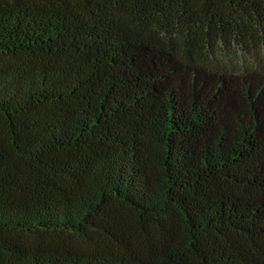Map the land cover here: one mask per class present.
Wrapping results in <instances>:
<instances>
[{"label":"trees","instance_id":"trees-1","mask_svg":"<svg viewBox=\"0 0 264 264\" xmlns=\"http://www.w3.org/2000/svg\"><path fill=\"white\" fill-rule=\"evenodd\" d=\"M0 264H264V0H0Z\"/></svg>","mask_w":264,"mask_h":264},{"label":"rangeland","instance_id":"rangeland-1","mask_svg":"<svg viewBox=\"0 0 264 264\" xmlns=\"http://www.w3.org/2000/svg\"><path fill=\"white\" fill-rule=\"evenodd\" d=\"M222 55H223V58L229 62V63H232V62H235L237 63V65H239V57L238 55L233 52L232 50H228V49H223L222 50Z\"/></svg>","mask_w":264,"mask_h":264}]
</instances>
